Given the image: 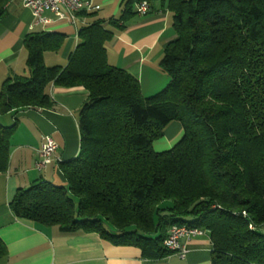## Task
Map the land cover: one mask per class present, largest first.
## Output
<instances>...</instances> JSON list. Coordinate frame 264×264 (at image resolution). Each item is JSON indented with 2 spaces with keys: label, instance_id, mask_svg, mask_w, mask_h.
Instances as JSON below:
<instances>
[{
  "label": "trees",
  "instance_id": "16d2710c",
  "mask_svg": "<svg viewBox=\"0 0 264 264\" xmlns=\"http://www.w3.org/2000/svg\"><path fill=\"white\" fill-rule=\"evenodd\" d=\"M10 1L0 0V20ZM144 1L149 10L154 0H125L107 25L122 28ZM167 9L176 39L159 66L168 83L147 98L135 77L108 64L104 46L113 34L103 20L78 31L64 67L44 63L63 35H26L29 74L1 83L0 119L52 108L51 86L88 95L78 113L79 154L58 164L63 185L18 189L10 210L62 234L136 247L149 259L171 254L163 245L171 227L198 229L210 238L211 264H264L257 232L264 226V0H167ZM172 123L181 137L155 152ZM15 126L0 124V173Z\"/></svg>",
  "mask_w": 264,
  "mask_h": 264
},
{
  "label": "crops",
  "instance_id": "0c3cea01",
  "mask_svg": "<svg viewBox=\"0 0 264 264\" xmlns=\"http://www.w3.org/2000/svg\"><path fill=\"white\" fill-rule=\"evenodd\" d=\"M83 1L99 9L86 16L78 15L74 25L66 20L55 21L47 13L45 16L52 22L39 26L34 25L31 12L22 7L20 0H11L0 20V83L15 75L28 76L23 47L26 35L39 32L63 35L62 48L57 53H46L44 63L48 66L49 60L52 66L64 67L78 43V31L103 20L113 34L104 46L108 64L135 77L144 98L160 92L167 85L168 77L159 62L166 47L176 39L167 0L152 1L147 14H136L117 29L107 23L120 17L125 0ZM49 95L53 102L50 109H26L1 118L5 126L12 125L13 121L16 126L10 136L7 170L0 173V239L6 248L0 264H211L212 245L207 234L180 240L187 251L184 258L170 254L149 259L136 247L114 245L96 234H62L56 227H39L13 216L9 204L18 189H26L35 181L63 185L58 164L73 160L79 154L78 113L87 100V92L83 88L51 86ZM181 135L180 125L172 123L164 136L153 143V149L169 150ZM46 136L58 146L57 161L38 171L35 164L40 159L42 138Z\"/></svg>",
  "mask_w": 264,
  "mask_h": 264
},
{
  "label": "built area",
  "instance_id": "2783aa9c",
  "mask_svg": "<svg viewBox=\"0 0 264 264\" xmlns=\"http://www.w3.org/2000/svg\"><path fill=\"white\" fill-rule=\"evenodd\" d=\"M23 8L29 10L34 19V25L46 26L52 21L45 14H52L55 21L66 20L74 25L77 20L78 13H92L99 9L98 6L92 5L90 2L83 0H20ZM148 12V4L144 1L136 5V13L145 15ZM57 144L48 136L42 138L40 148V159L35 164L36 170L40 171L52 162H56L55 153ZM204 232L198 229H190L186 227H171L167 232V237L163 243L164 247L180 258H184L187 254L185 247L180 245V240H189L193 237L201 236Z\"/></svg>",
  "mask_w": 264,
  "mask_h": 264
},
{
  "label": "rangeland",
  "instance_id": "374dc122",
  "mask_svg": "<svg viewBox=\"0 0 264 264\" xmlns=\"http://www.w3.org/2000/svg\"><path fill=\"white\" fill-rule=\"evenodd\" d=\"M46 60H47V59H46ZM47 64H48V66H52V65H50V63H49V60L47 61ZM0 86H1V83H0ZM0 124H3L1 119H0ZM167 148H168V147H167ZM155 149L157 150V151L154 150L155 152H164V151L167 150V149H164V147H156ZM55 185H56V186H59L58 183H55ZM257 232L260 233V234H264V226L258 228V229H257Z\"/></svg>",
  "mask_w": 264,
  "mask_h": 264
}]
</instances>
